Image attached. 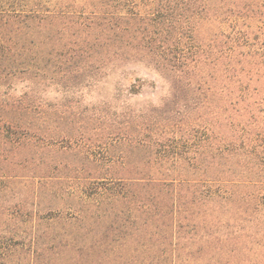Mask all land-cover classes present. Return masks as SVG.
<instances>
[{
	"label": "trees",
	"instance_id": "16d2710c",
	"mask_svg": "<svg viewBox=\"0 0 264 264\" xmlns=\"http://www.w3.org/2000/svg\"><path fill=\"white\" fill-rule=\"evenodd\" d=\"M7 2L0 0V86H9L16 75L35 76L46 68L30 55L34 36L53 28L58 34L78 36L96 28L97 49L113 57L117 67L128 64L127 51L135 49L155 69L173 74L176 85L184 83L205 93L207 104L199 109H206L204 127L212 134L205 168L218 169L215 177L181 181L169 178V171L163 177L153 173L130 178V213L125 217L119 208L99 233L82 231L79 225L104 214L95 209L84 215L71 206L64 212L63 203L56 211L33 218L37 227L28 237L24 231L0 233V264H248L241 256L247 245L264 247V235L260 242L245 229L264 209V181L248 177L260 172L264 161L258 150L264 82L253 84L264 78V39H259L264 35V0H21L17 7ZM212 5L227 6L224 48L215 44L208 56L184 52L181 38L193 31L192 20L203 17ZM171 32L175 36L168 43L165 34ZM247 55L257 61H247ZM74 58H64L59 68L78 66ZM204 64L209 69H203ZM6 95L4 90L0 99ZM6 100L0 107L10 105ZM222 125L232 132L233 141L227 144L220 143L217 134ZM0 133L10 144L34 135L1 110ZM229 162L241 169L232 177ZM134 170L135 176L142 172ZM124 197L119 191L112 203ZM229 212L232 220L223 219ZM133 243L140 250L131 249Z\"/></svg>",
	"mask_w": 264,
	"mask_h": 264
},
{
	"label": "rangeland",
	"instance_id": "374dc122",
	"mask_svg": "<svg viewBox=\"0 0 264 264\" xmlns=\"http://www.w3.org/2000/svg\"><path fill=\"white\" fill-rule=\"evenodd\" d=\"M7 1L16 7L21 3ZM212 7L203 17L192 20L193 31L181 38L184 52H204L208 56L215 44L224 48L227 6ZM64 35L53 28L49 34L34 36V42L29 43L30 55L46 68L35 76L16 75L9 86H0V94L7 90L0 101L7 99L10 103L8 107L1 105L2 113L30 127L34 134L10 144L0 133V233L7 236L24 231L28 237L37 227L33 218L52 213L63 203L64 212L71 206L84 215L95 209L99 215L104 214L102 219L93 215L79 225L82 231L99 233L119 208L125 217L130 213V178L153 173L163 177L169 171V178L181 181L217 173L218 167L205 168L212 134L204 127L206 109H199V105L207 104L204 92L184 83L176 85L173 74L155 69L154 64H148L149 58L135 49L127 51L128 64L117 67L113 57L97 49L96 28L78 36ZM165 36L169 43L175 34ZM47 37L50 39H44ZM28 42H24L27 47ZM70 55L78 66L59 68L58 63ZM246 58L257 61L248 55ZM205 65L203 69H209ZM263 82L264 78L253 84ZM29 104L32 108H27ZM258 125V150L264 157L263 115ZM217 131L224 140L220 142L217 137L216 142L233 141L229 140L232 132L224 125ZM141 142L144 147H140ZM43 144L49 146L43 148ZM229 166L228 177L241 171L234 163L229 162ZM134 169L142 172L135 176ZM260 170L256 175L248 174L249 179L264 181V161ZM119 191L126 200L112 203L111 197ZM232 216L229 212L223 219L232 220ZM245 225L247 234L262 242L264 209L253 223ZM130 246L139 249L138 243ZM241 256L250 261L248 264H264V247L248 244Z\"/></svg>",
	"mask_w": 264,
	"mask_h": 264
}]
</instances>
